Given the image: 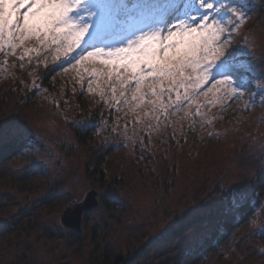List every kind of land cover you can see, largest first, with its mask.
Returning <instances> with one entry per match:
<instances>
[{
	"label": "rangeland",
	"instance_id": "374dc122",
	"mask_svg": "<svg viewBox=\"0 0 264 264\" xmlns=\"http://www.w3.org/2000/svg\"><path fill=\"white\" fill-rule=\"evenodd\" d=\"M252 15L243 31L250 33L255 64L264 68V9ZM84 44L101 46L92 42V29ZM11 65L9 60L6 68H0V83L14 72ZM35 78L33 74L23 90L32 94L29 100L20 99L24 96L18 92L0 112V119L27 125L42 142L35 156L19 155L1 168L0 264H89L100 261L105 251L131 253L240 191L248 194L252 204L224 221L217 244L189 264H264V232L259 231L264 226V208L251 216L252 223L247 221L264 203V105H259L258 96L257 106L247 111H241L247 95L226 107L217 104L205 109L211 123L197 118L191 131L186 127L189 120L177 114L172 119L179 145L169 140L172 128L154 131L150 145L146 144L154 155L147 168L148 162L135 155L142 124L129 130L125 147L116 146L125 137L103 126L98 137L82 144L75 128L88 124L84 116L78 119L75 107L42 83V92L34 95ZM199 102L204 103V98ZM102 151L112 173L120 177L106 188L99 187L88 172L89 163ZM92 192L98 201L83 210L80 227L64 225L61 216L70 203L82 201L85 194L84 200L88 199ZM105 198L116 200L115 206L104 205ZM77 204L71 205V215ZM219 219L222 216L215 214L201 220L177 240L164 243L168 246L163 251L152 247L140 264H169Z\"/></svg>",
	"mask_w": 264,
	"mask_h": 264
},
{
	"label": "snow or ice",
	"instance_id": "6c2138e0",
	"mask_svg": "<svg viewBox=\"0 0 264 264\" xmlns=\"http://www.w3.org/2000/svg\"><path fill=\"white\" fill-rule=\"evenodd\" d=\"M260 9L258 0H0V68L9 60L20 71L48 68L32 81L34 95L52 73L74 72L80 94H91L104 109L94 130L103 126L125 137L116 145L125 147L129 130L142 124L135 143L143 155L161 126L172 128L169 140L179 145L177 114L191 131L197 118L211 123L205 109L217 104L247 95L241 111L256 107L257 96L264 105V68L255 64L250 33L243 31ZM158 17L167 20L161 25ZM89 29L101 46L84 44ZM31 133L27 125L0 119V152L22 146L19 155L35 156L42 142ZM248 206V194L234 192L218 214L235 217ZM259 208L264 203L249 223Z\"/></svg>",
	"mask_w": 264,
	"mask_h": 264
},
{
	"label": "trees",
	"instance_id": "16d2710c",
	"mask_svg": "<svg viewBox=\"0 0 264 264\" xmlns=\"http://www.w3.org/2000/svg\"><path fill=\"white\" fill-rule=\"evenodd\" d=\"M262 10L263 9L257 11L256 15L262 12ZM165 18L166 17H158L156 19V23H165ZM90 46L94 47V45L92 44H90ZM27 71H31L32 75L35 74L36 77L45 76V74L48 72V68L42 65L37 69ZM27 71H20L15 67L14 72L0 83V112H2V108H4L5 102L12 99V97H14V95L18 92H22L24 96L20 99L26 98V100H29L31 98L32 94L30 93V91L27 90V94H24L23 92L25 85H27L32 78V75L29 76L27 74ZM74 75L75 73L72 71L65 73L61 70L47 76L42 81V84L44 86L46 85L51 91L56 93L61 100H63V98L67 99L71 106L75 107L74 114L78 119H80L81 116H84L83 120H86L88 124L85 127L77 126L75 128V132L80 142L87 145L95 137H98L99 130H94V128L95 124L99 121L100 115L104 112V109L98 107L96 99L91 94H80V85L77 87L73 85L74 82H76L73 78ZM108 121L113 120L109 119ZM144 146L148 149V153L151 154L149 155L148 153H144L142 155L136 146L135 155L137 159L140 160V162H148L147 168H149V165H152L154 155L147 145ZM21 152L22 146H17L14 149L0 152V172L2 166L5 163H7L12 158L18 157ZM88 172L91 177L93 176V181H97L99 187L102 188L111 187L113 186L112 184H117L120 180V177L119 175H117V173H112L108 158L106 157V153L104 151L100 152V154L98 153L96 157L89 163ZM102 203L107 207H110L111 205L115 206L116 200L113 199V201H111V199L105 198L104 200H102ZM223 204L224 203L217 204L218 206H216L215 208L211 207L208 211L196 214L193 217L188 218L180 225L169 229L168 232L162 235L159 239L154 238L147 240L146 243H143L140 247L134 249L131 253L115 252L114 250L105 251L102 253V258L100 259V261L93 263L89 262V264H140V262L143 260L144 255L149 253L152 250V247H156L158 251H163V249L168 246L166 244L180 238L187 229L195 226L201 220H206L211 216L218 214V210L222 208ZM251 204L252 201L249 200V205ZM231 218L232 217H222V219H219V222H217L210 229L208 234L204 235L200 240L193 243L188 249L179 251L176 254V258L169 264H189V261L193 259L197 260L209 248H212V246L214 247V245L217 244L220 234L222 233V225L224 224V221H231Z\"/></svg>",
	"mask_w": 264,
	"mask_h": 264
},
{
	"label": "water",
	"instance_id": "95a60500",
	"mask_svg": "<svg viewBox=\"0 0 264 264\" xmlns=\"http://www.w3.org/2000/svg\"><path fill=\"white\" fill-rule=\"evenodd\" d=\"M95 193L92 192V194H90L88 199H85L84 201L79 202L77 205H75V211L73 213V215H71L69 213V211L71 210V205L68 206L65 211L63 212L62 216H61V221L64 225L69 226V227H80V221H81V216L83 213L84 209H88V208H92L98 201V199L96 197H94Z\"/></svg>",
	"mask_w": 264,
	"mask_h": 264
}]
</instances>
